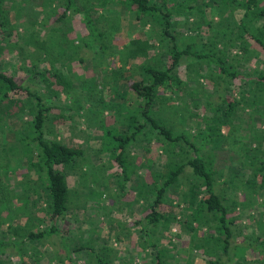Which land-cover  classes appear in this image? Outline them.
Here are the masks:
<instances>
[{
  "label": "trees",
  "instance_id": "obj_1",
  "mask_svg": "<svg viewBox=\"0 0 264 264\" xmlns=\"http://www.w3.org/2000/svg\"><path fill=\"white\" fill-rule=\"evenodd\" d=\"M7 2L0 0V32L3 36L0 39V51L5 47L1 41H8L7 38L16 28V25L9 26L13 22L10 17L12 4L8 6ZM112 2L117 3L121 15L132 21L129 33L139 34L137 39L128 40L130 51L132 49L135 55L153 59L140 69L135 70L131 66V69L119 73L116 81L108 80L100 87L94 82L89 89L84 88L85 96H88V93L94 94L95 91L96 99L86 104L84 102L87 100L76 98L75 108L83 109L88 114L97 111L100 115L96 125L110 144L105 154L116 164V169L109 173L111 179L117 182L116 191H123L126 182L135 177V183L131 185L133 190H139L142 194L137 198L141 201L143 211L141 219L137 221L144 220L140 234L144 242L142 253L138 255L142 259L140 262L176 264L174 258L177 254L182 255L177 247L175 251H170L169 244L173 245L170 236L167 235L168 239L164 244L159 243V239L154 236L155 229L149 228L151 225L164 223L170 230V217L157 208L170 190L178 199L173 205L177 208L175 212H180L187 206L197 208L180 223L188 234V249L194 250L198 255L204 254L200 264H232L229 262L228 252L234 234L240 233L242 228V223L238 221L242 217L240 212L251 205L247 187L235 183L236 174H244L246 161L231 167L230 173L223 178L210 157L213 151L219 149L225 138L223 126L229 127L232 122L240 121L247 113V108L252 111L251 117L253 114L264 113V0H42L45 7L52 9L54 6L52 11L55 13V22L63 23L70 12L79 14L86 27L85 35L91 38V42L95 41L101 49L114 46L110 40L114 33L121 30L119 24L104 23L105 16L112 17L109 14V4ZM29 25L30 22L23 27V32L18 34L22 43L26 46L34 43L43 49L38 53L31 47V52L37 60L46 55L51 62L57 60L64 66L74 51L72 46L69 49L66 46V26L61 28L51 24L48 26L46 38L34 41L35 31L30 29ZM42 25H45V20L40 22V26ZM47 25L46 22L45 26ZM52 31H64L63 36L58 34L55 40L50 36ZM187 34H195L200 38V48L194 47V40L187 41L182 46L179 38ZM86 36L83 39L85 43L88 42ZM143 40L148 44L140 48ZM127 48V44H124L123 50L126 51ZM149 51L151 54L155 53V56H150ZM186 56H192L194 60L186 64V76L183 78L178 68ZM46 70L35 69L33 66L29 75L39 78L42 85L31 87L27 83L25 85L17 82L14 76L0 68V130L2 131L6 123H11L12 118L16 119L15 115H28L26 136L19 140L25 155H37L35 160L27 163L39 172L52 220L50 226L45 229H26L22 234L23 239L28 241L38 240L53 232L64 233V229L54 221L68 210L70 187L66 173L56 165L73 167L83 154L80 147L49 135L50 130L45 128V121L53 118L50 116L51 108L56 106L55 99L60 95V90L54 89L51 84L58 83L62 85V89L73 87L59 69L53 73L56 81L48 78ZM131 72L135 76L130 75ZM208 77L215 78L214 83L218 85L216 89L222 88L225 92L224 95L220 94V100L217 102L208 100V103L216 107L218 113L210 122L198 127L190 135L185 131H176L171 115L175 112L176 117L183 120L186 115L194 113L193 108L198 98L188 94L190 86L197 85L200 79ZM236 77L240 83L237 97L233 91H229ZM110 92L112 94L106 97ZM182 92L187 93L186 98L181 97ZM108 109L112 110L113 119L104 114ZM58 116L63 117L62 114ZM139 135L147 137L146 151H149L151 138L160 142V157L151 160L148 168L155 170L151 173V181L145 180L147 178L137 163L129 160V150L141 140ZM253 148L252 144L248 143L244 151L248 152ZM252 163L253 160L248 161V164ZM186 166L191 167L192 178L187 189H183L177 182ZM252 171L255 172V177L262 176L256 187L261 188L260 184L264 180V160L260 161L259 166H252ZM245 175L248 176H243ZM229 185L235 192V199H229L225 194L226 186ZM2 187L7 189L6 185L1 183L0 189L3 190ZM241 190H245L244 199L238 197ZM250 191L258 192L256 189ZM21 198L26 205L29 194L25 191ZM1 200L0 207L6 203L4 198ZM262 206L264 209V201ZM258 218L257 222L261 224L263 217ZM11 242L18 245L21 264H25L22 249L19 248L21 241L15 237ZM8 243L10 242L1 238L0 248L6 247ZM263 246L264 238H261L255 248L264 251ZM72 248L84 250L93 257L94 264H113L110 256L103 251L104 246L95 248L93 245L77 243ZM34 255L36 259L32 264H38V252ZM67 258L74 264L73 260L68 256ZM89 260L90 258H85V262ZM184 264L190 263L187 260ZM233 264L243 263L235 261Z\"/></svg>",
  "mask_w": 264,
  "mask_h": 264
},
{
  "label": "rangeland",
  "instance_id": "obj_2",
  "mask_svg": "<svg viewBox=\"0 0 264 264\" xmlns=\"http://www.w3.org/2000/svg\"><path fill=\"white\" fill-rule=\"evenodd\" d=\"M7 1L9 2H7L8 6L12 4L10 17L13 22L9 26L16 25L17 29H13L12 35L7 38L8 41H1L5 47L0 51V68L7 74L14 76L17 82L25 85L27 83L31 87L42 85L39 78H32L29 75L33 66L35 69L46 68L45 74L53 81H56L53 73L58 71L57 69L64 73L73 87L62 89V85L58 83L51 84V87L60 90V95L59 98L55 99L56 106L51 108L50 116L53 118L45 121V128L50 130L49 135H54L64 142L80 147L83 154L73 167L56 165L58 169L66 173L67 183L70 187L71 199L68 210L54 221L57 226L64 229V233L53 232L38 240H24L22 233H25L26 229H45L52 223L39 172L27 163V161L35 160L37 155L35 153L30 156L25 155L24 149L21 147L22 142L19 140L26 136V118L28 115L25 113L15 115L14 118L16 119L13 120L12 118L11 123H6L2 131L0 130V184L2 183L7 187V189L4 187H2L3 190L0 189L2 191L0 204L2 203L1 198L6 200V203L0 207V239L3 238L10 242L6 247L0 248V264H21V253L17 249L18 245H13L11 242L15 240V237L21 241L19 248L22 249L25 264H32L36 259L35 252L39 254L38 264H73L69 262L67 256L74 261V264H94L93 257L86 254L84 250L72 248L77 243L93 245L95 248L104 246L103 251L107 256H110L113 264H142L140 262L142 259L138 255L142 253L141 247L144 244L143 237L140 235L144 220L143 222L137 221L143 215L141 201L137 198L142 194L139 190L132 189L131 184L135 183V177L132 181L125 183L126 188L123 191H116L117 182L112 180L109 175L116 169V164H113L114 161L112 162L105 154L110 144L96 125L100 115L97 111L88 114L83 109L77 110L75 100L80 97L82 101L87 100L84 103H90L92 99H96L97 93L95 91L94 94L88 93L89 99H91L89 100L84 92L94 82L97 87H100L108 80L116 81L119 73L132 67L135 70L140 69L152 61L153 57L145 58L133 54L132 49L130 51L128 40L130 38L137 39L139 34L136 32L129 33L132 21L120 14V8L116 2L109 4L111 6L109 14L112 17L107 18L105 16L106 21L104 23L106 25L109 23L119 24L121 30L114 33L110 40L114 46L101 49L95 41L91 42V38L89 39L85 35L86 27L79 14L70 12L63 23L62 21L55 22V13L52 11L54 6L49 9L42 4V0ZM59 9L57 8V10ZM44 20L45 25L46 22L48 25L40 26V22L42 23ZM29 22L30 29L35 31L34 39L36 40L34 41H41L46 38L49 32L48 26L51 24L61 28L66 26V36L68 37L66 46L68 49L72 46L74 51L69 55L64 66H61L57 60H54V63L51 62L52 60H49L50 58H47L46 55L37 60L31 52V47L35 48L38 53H41L43 49L34 43H28L27 46L22 43L18 34L23 32V27H26ZM63 32L52 31L50 36L56 40L58 34L60 37L63 36ZM85 36L88 39L87 43L83 40ZM2 37L0 32V39ZM105 38L103 37V39ZM179 40L182 46L187 41L194 40L196 41L194 47L200 48L201 40L195 34L183 35ZM124 44L128 46L126 51L123 50ZM147 44L148 42L143 40L139 47L143 48ZM153 55L155 56V53H150V56ZM193 60L192 56H186L182 60L178 69L183 78L186 76V64ZM131 62L135 65H132ZM130 75L135 76L132 72ZM214 81L216 79L212 77L202 78L200 83L190 86L188 94L198 98L195 103L196 106L193 108L194 113L186 115V119L181 120L173 112L171 118L176 131H185L190 135L198 127H203L211 121L212 117L216 116L218 113L215 110L216 107L208 103V100L212 99L217 102L220 100V94L223 93L224 95L225 92L222 88L216 89L218 85ZM239 84V78L236 77L229 90L233 91L232 93L236 97L238 96L237 90L240 89ZM110 94L112 92L106 97ZM181 97L186 98L187 93L182 92ZM245 111L247 113L240 121L232 122L229 127H222L225 138L219 149L213 151L210 159L222 173L223 178L230 173L231 167L246 161L244 174L248 176H243V173L236 174L235 183L247 187L251 205L240 212L242 217L238 221L240 220L242 223V228L240 233L233 236V242L228 252L229 262L232 264L235 261L243 264H264V251L255 248L259 239L264 238V209L262 206L264 180L262 185L260 184L261 188H256L262 176L255 177V172L252 171V166L253 168L259 166L260 161L264 160V113L261 115L253 114L251 117L250 108ZM59 114H62L63 117L58 116ZM104 114L110 115V118L113 119L112 115L114 114L111 109L105 110ZM139 136L141 140L129 150V160L137 163L138 168L143 171L147 178L145 180L151 181V173L155 170L148 168H150L151 160L160 157V142H157L156 138H151L149 151H146L145 139L147 137L146 135ZM248 143L252 144L254 148L245 152L244 149ZM171 145L176 146L175 144ZM250 160H253L251 165L248 164ZM142 162L145 164H141ZM191 178V167L186 166L180 174L177 184L183 189H187ZM252 189H256L258 192L250 191ZM25 191L26 194H29L26 205L23 204V198H21ZM225 194L229 199H235V192L230 185L226 186ZM174 196L169 190L168 195H164L162 203L157 205L159 210L164 211L170 217L172 222H170V230L164 223L151 225L149 228L155 229L154 236L159 239V243L164 244L168 239L167 235L170 236L169 238L173 242V245L172 243L169 244L171 252L175 251L176 247L181 250L182 255L177 254L174 258L176 264H184L187 260L190 264H200L204 254L203 256L202 254L198 255L194 250L188 249V234L186 229L183 230L180 223L182 219L190 216L193 210L197 208L187 206L183 207L180 212H175L177 208L173 205L178 199ZM238 197L244 199L245 190L239 191ZM258 216L261 219L263 217L261 224L257 222ZM29 255L30 257H28ZM85 258H90V260L85 262Z\"/></svg>",
  "mask_w": 264,
  "mask_h": 264
}]
</instances>
